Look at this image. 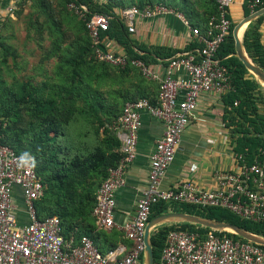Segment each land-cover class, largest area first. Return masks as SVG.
<instances>
[{
    "label": "built area",
    "instance_id": "1",
    "mask_svg": "<svg viewBox=\"0 0 264 264\" xmlns=\"http://www.w3.org/2000/svg\"><path fill=\"white\" fill-rule=\"evenodd\" d=\"M216 1L217 11L203 28L192 25L184 13L164 4L122 9L120 18L132 36L138 34L141 21L160 16H175L189 29L190 44L195 46L167 59L162 75L142 59L131 58L125 50L118 49L115 40L103 36L109 30L111 17L94 15L87 19L85 7L69 4L85 17L92 50L89 59L114 68L136 69L157 84L154 100L127 102L110 126L121 143L122 157L98 188L92 213L97 231L116 230L130 244L120 243L104 250L96 234L66 235L58 216L39 217L37 202L45 192L42 176L36 167L20 166L21 155L3 142L7 126L3 122L0 123V264H144L146 229L152 208L158 203L198 209L218 207L242 220L264 223V149L250 163L242 154L233 152V168L217 171L210 188L193 181L163 186L182 136L195 117L200 97L204 94L224 97L232 90L229 70L218 52L230 35V9L236 0ZM243 1L249 4L252 13L261 4V0ZM238 105L236 101L234 107ZM144 113L160 121L164 131L150 157L148 184L137 201L135 215L120 223L116 219V193L126 185V173L137 158ZM227 233L203 226L193 230L175 228L168 233L161 258L154 264H264L263 245Z\"/></svg>",
    "mask_w": 264,
    "mask_h": 264
},
{
    "label": "rangeland",
    "instance_id": "2",
    "mask_svg": "<svg viewBox=\"0 0 264 264\" xmlns=\"http://www.w3.org/2000/svg\"><path fill=\"white\" fill-rule=\"evenodd\" d=\"M95 1L115 7L114 15L121 19L123 7L157 4L186 11L193 18H205L211 13L215 0ZM86 9L91 12L93 8ZM84 22L85 17L66 0H0V121L7 118L13 135L24 131L21 138L24 153L31 154L34 159L37 156L33 146L43 147L45 142L39 140L44 124L33 101L54 100L75 106L72 119L62 126L56 141L50 142L53 152L60 154V158L67 155L72 159L102 146L106 130H110L125 104L133 98L148 96L154 88V84L136 69L114 68L89 61V38ZM130 40L136 50L153 53L159 46L143 44L132 35ZM240 40L244 56L258 66L244 43V36ZM126 48L119 44L118 49ZM143 50L140 51L142 54ZM249 74L253 75L250 71ZM253 76L260 82L256 97L260 110L264 111V85ZM17 142L15 140L14 145ZM59 148L65 155L59 153ZM40 151L39 166L49 157L48 153ZM98 185V180L91 178L86 186L70 190L75 204L83 208V214L79 213L76 221L80 222L90 212ZM58 208L56 204L52 205L54 213L59 215ZM175 224L167 222L154 227L150 237Z\"/></svg>",
    "mask_w": 264,
    "mask_h": 264
},
{
    "label": "trees",
    "instance_id": "3",
    "mask_svg": "<svg viewBox=\"0 0 264 264\" xmlns=\"http://www.w3.org/2000/svg\"><path fill=\"white\" fill-rule=\"evenodd\" d=\"M67 4H75L79 8L86 7L91 12H84L87 19L94 15H104L111 17L109 30L103 35L115 40L118 45H124L127 48L125 51L131 58H139L146 63L156 62V58L167 59L176 55L179 50L165 46H157L152 52L143 50V55H140L135 47L131 44L130 33L124 22L114 15L113 7L109 3H99L95 0H66ZM213 9L211 13L205 18H193L186 11L177 10L184 13L190 20L192 25H199L202 28L207 24L208 19L217 11V1H213ZM140 5H129L123 9ZM149 6V5H148ZM153 6V5H150ZM171 7V6H168ZM264 7V0L255 11ZM174 8V7H172ZM244 16H249L252 10L249 8L248 3L243 5ZM264 15L259 17L255 22L251 23L245 34L244 43L252 53L251 56L255 63L264 71V47L261 44L260 33L258 32V24L262 22ZM85 23V22H84ZM237 23L232 22L230 35L226 41L221 45L218 57L223 60V64L228 68L231 78L232 90L224 96V102L232 109L230 123L236 127L237 137L234 140L233 151L237 154H242L245 160L250 163L254 160L260 149H264V111L260 110L259 99L256 97V92L260 91V82L255 79L253 75L243 64V62L236 56V45L233 37V30ZM85 31L86 25H85ZM252 32V33H251ZM88 35V33H87ZM89 38V36H88ZM194 44H189L185 50L193 48ZM91 42L89 38L88 44V60L91 54ZM108 65L105 63H99ZM110 66V65H108ZM133 69V68H126ZM141 98H150L149 95H142L140 98H133L130 101H136ZM152 100H154L152 98ZM238 101L239 105L234 107V103ZM35 111L39 114V118L43 121L44 128L39 134V140L45 142L43 147L34 145L33 153L37 156L35 159V167L37 172L42 176L45 192L44 196L37 202V212L39 217H48L56 215L61 219L62 227L69 235L75 232L80 236L83 234H96L93 209L96 204V193L100 185L109 176L110 169L115 168L121 160L120 147L121 143L112 134L111 130H106L104 143L102 146L95 147L92 151L85 155H77L72 159H68L67 155L60 158V154L54 153L50 142H55L63 125H67L75 113V106L65 103H56L54 100L47 101H33ZM122 112V111H121ZM120 115V114H119ZM118 115V116H119ZM117 116V117H118ZM6 122L7 126L3 130V142L11 146L19 155L24 153V147L21 142L23 130L13 135L12 128L10 127L7 118L2 119L0 123ZM53 134V135H52ZM15 138V139H14ZM15 140L18 144L14 145ZM39 150L43 153H48L49 157L46 163L39 166ZM59 153L65 155L64 150L59 148ZM97 179L98 188L94 194L93 202L91 203L90 212L80 222L76 221L78 214H83V208L75 204V200L69 195L70 190L76 189L77 186H86L88 179ZM55 201V203H54ZM56 204L59 210V215L54 213L52 205ZM171 212H182L200 217L208 218L211 220L227 222L236 226L244 231L250 232L257 236L264 237V223H254L251 221L242 220L231 212L218 208L210 207L205 209H198L190 205H173L170 206L166 203H158L153 206L151 220L164 214ZM199 225L190 223H180L179 227L175 225H168L164 230L158 233H152L151 244L153 248L154 262L160 260L168 233L175 229H190L193 230ZM229 236H234L242 241H247L245 238L227 233Z\"/></svg>",
    "mask_w": 264,
    "mask_h": 264
},
{
    "label": "crops",
    "instance_id": "4",
    "mask_svg": "<svg viewBox=\"0 0 264 264\" xmlns=\"http://www.w3.org/2000/svg\"><path fill=\"white\" fill-rule=\"evenodd\" d=\"M243 5V0H236L231 7L230 19L233 23L238 24L244 19ZM258 32L264 47V19L258 24ZM136 38L143 44L170 47L179 50L180 53L189 46L191 35L189 29L175 16H160L141 21ZM167 59L156 58V62L149 64L162 75ZM153 84L154 88L149 93L150 98L157 95V84ZM231 109L224 102V97L211 94L200 97L195 117L185 130L175 160L164 178V187L174 186L183 181H193L203 188H210L217 171L233 168L232 154L237 132L236 127L229 124ZM163 131L164 126L160 121L148 113L142 115L138 155L126 173V185L116 193V219L120 223L131 220L135 215L137 201L148 184L150 157ZM178 224L180 223H176V227ZM96 237L104 250L120 243L130 244L122 233L116 230L98 231Z\"/></svg>",
    "mask_w": 264,
    "mask_h": 264
},
{
    "label": "water",
    "instance_id": "5",
    "mask_svg": "<svg viewBox=\"0 0 264 264\" xmlns=\"http://www.w3.org/2000/svg\"><path fill=\"white\" fill-rule=\"evenodd\" d=\"M264 15V7L251 13L249 16L244 17L242 21H240L233 30V37L235 40L236 45V56L243 62L245 67L248 71H250L253 75H255L264 85V71L253 64L247 57H245L243 54V47L241 40L238 36L239 30L242 26L246 25V27L255 19L258 17H261ZM167 222H174V223H190L195 224L215 230H222L226 232H232L240 237L245 238L248 241L260 244L264 246V239L258 237L255 234L249 233L247 231H244L236 226H233L227 222L222 221H216L211 220L208 218L200 217L197 215L182 213V212H171L168 214L161 215L159 217L153 218L150 220L145 234V260L146 264H154V255H153V248L151 244V231L154 227L167 223Z\"/></svg>",
    "mask_w": 264,
    "mask_h": 264
},
{
    "label": "clouds",
    "instance_id": "6",
    "mask_svg": "<svg viewBox=\"0 0 264 264\" xmlns=\"http://www.w3.org/2000/svg\"><path fill=\"white\" fill-rule=\"evenodd\" d=\"M19 164L22 167H35V159L31 154L25 152L19 157Z\"/></svg>",
    "mask_w": 264,
    "mask_h": 264
},
{
    "label": "bare ground",
    "instance_id": "7",
    "mask_svg": "<svg viewBox=\"0 0 264 264\" xmlns=\"http://www.w3.org/2000/svg\"><path fill=\"white\" fill-rule=\"evenodd\" d=\"M246 25L242 26L239 30L238 36L239 38H241L243 36V33L245 31ZM244 55V54H243Z\"/></svg>",
    "mask_w": 264,
    "mask_h": 264
}]
</instances>
